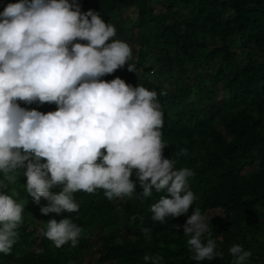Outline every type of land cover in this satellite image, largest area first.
Wrapping results in <instances>:
<instances>
[{"label": "trees", "instance_id": "obj_1", "mask_svg": "<svg viewBox=\"0 0 264 264\" xmlns=\"http://www.w3.org/2000/svg\"><path fill=\"white\" fill-rule=\"evenodd\" d=\"M159 1L76 0L82 11L95 10L115 25L116 39L132 45L128 63L135 70L125 64L100 79L119 77L157 92L163 154L176 159L177 169L193 170L189 188L198 199L187 213L164 222L153 220L151 211L167 195L163 191L114 200L103 189L79 191L73 194L78 212L43 214L48 199L36 203L20 171L6 191L15 188L14 198L25 205L23 222L12 251L0 253V264H151L145 255L163 256L165 264H232L235 244L252 252L250 264H264V0H168L158 7ZM15 2L0 0V12ZM17 102L45 114L58 110L55 102ZM183 149L187 155H178ZM130 178L142 195L135 171ZM197 208L208 216L222 254L212 260L193 259L184 235L183 225ZM99 216L104 228L96 224ZM66 217L82 233L76 247L69 242L57 248L43 232L47 221ZM143 228L151 230L150 240Z\"/></svg>", "mask_w": 264, "mask_h": 264}, {"label": "clouds", "instance_id": "obj_2", "mask_svg": "<svg viewBox=\"0 0 264 264\" xmlns=\"http://www.w3.org/2000/svg\"><path fill=\"white\" fill-rule=\"evenodd\" d=\"M81 7L76 0H18L0 12V253L12 251L23 222L25 205L14 198L15 188L6 191L20 171L34 201L48 199L43 214L78 212L73 194L79 191L103 189L109 200L163 191L167 195L151 211L153 220L164 222L187 213L198 199L189 188L193 170L177 169L176 159L163 154L167 144L157 92L119 77L100 79L125 64L135 70L128 63L133 49L115 38V25L99 12ZM77 38L88 43H73ZM18 100L55 102L58 110H28ZM178 155H187V149ZM134 171L142 195L130 178ZM208 220L197 208L183 225L197 261L222 255ZM142 232L151 239L150 229ZM81 233L68 217L47 221L43 232L57 248L69 242L76 247ZM230 253L232 264H250L252 252L242 245H233ZM144 260L165 264L160 255Z\"/></svg>", "mask_w": 264, "mask_h": 264}, {"label": "rangeland", "instance_id": "obj_3", "mask_svg": "<svg viewBox=\"0 0 264 264\" xmlns=\"http://www.w3.org/2000/svg\"><path fill=\"white\" fill-rule=\"evenodd\" d=\"M159 3L160 4H159L158 7H165L167 4H170V1H168V0H160ZM125 42H127V41H125ZM127 43L130 45V47H132V45L129 42H127ZM227 71L231 74L234 71V68L229 65V66H227ZM66 211L67 210H65L63 212H66ZM211 213H213V212H211ZM96 224H97V226L99 228H104L107 225V222L105 220H103L102 217L99 216L97 218V220H96ZM10 264H12V263H10Z\"/></svg>", "mask_w": 264, "mask_h": 264}]
</instances>
